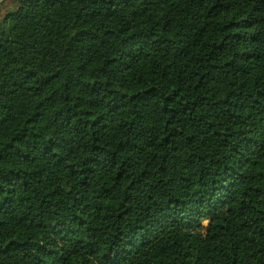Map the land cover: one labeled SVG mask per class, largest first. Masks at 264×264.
Instances as JSON below:
<instances>
[{
  "label": "trees",
  "instance_id": "1",
  "mask_svg": "<svg viewBox=\"0 0 264 264\" xmlns=\"http://www.w3.org/2000/svg\"><path fill=\"white\" fill-rule=\"evenodd\" d=\"M0 264H264V0H2Z\"/></svg>",
  "mask_w": 264,
  "mask_h": 264
},
{
  "label": "water",
  "instance_id": "2",
  "mask_svg": "<svg viewBox=\"0 0 264 264\" xmlns=\"http://www.w3.org/2000/svg\"><path fill=\"white\" fill-rule=\"evenodd\" d=\"M2 2V0H0V3Z\"/></svg>",
  "mask_w": 264,
  "mask_h": 264
}]
</instances>
